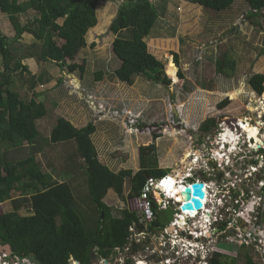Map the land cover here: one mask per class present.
I'll return each instance as SVG.
<instances>
[{
    "label": "rangeland",
    "instance_id": "rangeland-1",
    "mask_svg": "<svg viewBox=\"0 0 264 264\" xmlns=\"http://www.w3.org/2000/svg\"><path fill=\"white\" fill-rule=\"evenodd\" d=\"M153 1L160 3V0ZM164 1L169 2L166 17L159 18L150 36L146 38V43L150 53L163 63V70L171 80L169 85L139 77L130 86L115 77L114 72L121 67V63L112 46L117 36L109 28L125 0H101L97 8L98 25L87 33L86 47L75 59H67L68 65L84 67L83 75L80 70L71 74L67 65L60 68L53 62H41L37 57L22 62L30 68L32 76H20V72L13 74L14 90L25 102L38 97L40 101L47 103L45 105L48 111L52 112L51 104L48 103L52 101L58 104L55 107L62 110L57 115L61 116L63 113L70 122L73 117L76 127H86L90 123L95 125L96 133L92 140L99 159L114 173L121 170H132L134 173L140 171L139 149L152 144L153 136L157 134L159 138L155 144L158 167L169 170L173 176L176 171L184 170V166L176 164L177 161L187 150H194L191 129L197 134L201 133V125L210 118L220 120L219 125L227 121L225 124L234 126L237 122L244 121L242 123L247 122L246 125L249 123L259 128L262 123L260 115L264 118V95H257L248 85L252 76L264 75L262 19L252 18L250 7L241 1H236L231 8L214 12L215 14L203 9L197 0ZM31 19L34 17L29 12L19 16L22 26H26ZM0 33L9 39H14L16 35L7 15L1 11ZM125 36L126 32L119 37ZM34 42L36 41L28 34L21 39V43L27 47L33 46ZM55 43L62 47L65 41L56 39ZM224 58H228L226 62L235 63L234 70H228V76L217 70L218 61ZM168 62V69L170 65L174 67L173 76L166 70ZM2 63L0 57V71L4 70ZM175 63L179 67L181 78L177 74ZM17 65L16 60L11 62L12 67ZM156 75L155 72L151 74L152 77ZM34 78L37 85L33 87ZM61 78H64L62 83L59 81ZM59 88L67 90V95H61L64 96L62 99L57 92ZM227 99L230 104L224 109L218 108ZM173 108L179 123L173 120ZM51 122L55 124L47 117L38 125L40 135L37 141L44 149L41 154L39 151L37 158L42 162L44 172L53 174L58 182L70 183L75 195L76 210L82 219H86L88 224L85 225L89 229L99 218L100 211L89 199L84 161L77 154L75 143L50 144ZM227 142L230 144L228 138L225 139V143ZM202 143L204 142L196 145V148L201 147ZM257 145L256 149L259 148ZM202 149L199 148V152ZM45 153H48V159L51 156L50 161L46 160ZM261 154L264 156V153ZM254 157L240 163L241 167L245 164L243 170L252 171L250 165ZM187 162L184 160L182 164L188 167ZM204 171L201 175L205 176ZM126 187L128 194L129 184ZM136 200H129V206L136 204ZM104 202L110 207L116 208L117 204L119 209L128 208L123 204L128 200L118 198L114 192H110ZM240 209L236 221L238 224H245L253 217L255 207L250 202ZM12 210L10 201L0 205L2 214ZM31 213L27 206L20 212L24 216ZM172 214L167 212L163 218L171 220ZM115 215L120 216L119 212ZM259 220L264 222L262 217ZM223 245L222 247L227 248V245ZM229 250L232 251L231 248ZM237 253L223 255L220 263L244 264V257L254 254L251 249L244 247ZM255 257L258 262L263 263L259 255Z\"/></svg>",
    "mask_w": 264,
    "mask_h": 264
},
{
    "label": "trees",
    "instance_id": "trees-1",
    "mask_svg": "<svg viewBox=\"0 0 264 264\" xmlns=\"http://www.w3.org/2000/svg\"><path fill=\"white\" fill-rule=\"evenodd\" d=\"M197 1L203 9L212 13L227 10L236 1L244 2L250 7L252 18L262 19L264 27V0ZM100 2L0 0V11L7 15L16 32L14 39L0 33V57L4 66V70L0 71V204L10 201L13 209L10 213L0 212V246L10 245L16 254L35 255L41 264H71L72 259L80 264H92L94 255L109 257L116 248L127 243L128 230L138 221V217L136 213L123 208H120L123 209L120 216L112 215L111 209L120 210L119 206H107L104 199L114 192L118 198L131 201L142 195L147 183L146 174L162 178L170 172L158 167L157 134L153 136V144L139 149L140 171L121 170L114 173L99 159L92 140L96 133L95 125L90 123L78 128L73 123V117L70 122L63 113L57 115L62 111L55 107L58 104L48 102L53 109L49 112L46 102L38 97L25 102L14 90V73L32 76L30 68L22 63L27 59L37 57L41 62H53L60 68L67 65L71 74L76 70L84 74V67L68 65L67 59H75L86 47L87 33L98 25L97 8ZM168 6L169 2L164 0H160V3L153 0H125L120 5L109 28L117 36L112 44L113 52L121 63V67L114 72L117 79L130 86L139 77L163 85L171 83L163 70V63L150 53L146 43L159 18L166 17ZM30 11L34 19L22 26L19 16ZM125 32L127 36L119 37ZM25 33L34 37L36 42L33 46L27 47L21 43ZM56 39L64 40L65 44L57 46ZM13 60L17 61V67L11 66ZM227 60L224 58L217 63L218 72L225 76H228V70L235 67L234 62ZM167 64L166 70L173 76L174 67L170 65L168 69L169 62ZM175 67L179 76L176 63ZM153 72L157 74L155 77L151 76ZM174 80L177 82L175 76ZM33 81L34 87L37 85L36 79ZM59 81L62 83L64 78ZM248 85L257 95H264V75L252 76ZM66 91L58 89L61 99L67 95ZM229 104L228 99L224 100L218 108L224 109ZM47 117L54 123L57 119L55 124L50 123V144L73 142L77 146V154L84 161L89 199L100 211L99 218L89 229L85 225L88 224L86 219H82L76 210L70 183L58 182L53 174L44 172L42 162L37 158L44 149L37 141L40 135L38 125ZM216 127L217 120L210 118L201 125L200 130L208 134ZM50 157L48 159V153H45L46 160L50 161ZM126 184H129L128 194ZM24 206L32 212L31 215L20 214ZM219 260L217 254L211 264H224ZM246 260L248 264H253L249 255Z\"/></svg>",
    "mask_w": 264,
    "mask_h": 264
},
{
    "label": "built area",
    "instance_id": "built-area-1",
    "mask_svg": "<svg viewBox=\"0 0 264 264\" xmlns=\"http://www.w3.org/2000/svg\"><path fill=\"white\" fill-rule=\"evenodd\" d=\"M260 121L261 128L259 132V143L253 141V143L249 142L250 150L247 152L250 153L248 157L243 158H249L252 156L254 157L255 163H258L257 165H252L250 168L252 169L251 172L256 173L258 169H264V156H262L261 153H264V118L260 115ZM225 122L223 121L220 124V127L218 131L222 130L221 133L218 132L216 135L219 136L218 142H215L216 144L221 143L219 146L223 147L225 141L224 136L226 135V129ZM228 129V127L226 126ZM230 128V127H229ZM231 129V128H230ZM217 131V130H216ZM235 133L236 131L235 129ZM237 138L244 137L242 134L238 133L236 134ZM248 137V136H246ZM245 138V137H244ZM210 139V138H208ZM251 139H247V141H250ZM252 142V140H251ZM208 143H213L211 140H208ZM258 144V145H257ZM256 145L259 147L256 149ZM222 149V148H221ZM216 148L208 147V161L211 163L212 168L209 170V173L207 174L208 177H214L216 178L218 174H224V179L230 180V187L227 190H231L230 195L228 196L229 200L235 199V195H237L238 192V185H237V174L239 171L235 169L234 172L225 170V163L223 164L221 160L219 162L218 156L224 157L226 159V163H229L230 160L226 156V154L222 153L217 154L215 152ZM260 154V155H258ZM262 157L263 159L261 160ZM242 158V159H243ZM217 163H213V162ZM195 162H197L195 160ZM263 164V165H261ZM193 169H189L188 172L195 176L197 173L193 172ZM207 176H200L198 177L201 182L205 183V192H206V198L204 200V207L201 210H182V207L186 204V201L183 200L181 197V187L179 186V191L170 189H167L168 186H170L173 182V180L170 177L163 178L161 180H156L153 178H150L144 188V191L142 195L138 198H136V204H134L138 210V222L140 224H143L145 222H151L153 221L155 214L153 211V195L156 196V193L158 192L159 195L161 194V191H164V189L167 190V194L165 195V201L163 202V205L165 206L170 205L171 203H174V201H171V199H168L167 197H173L174 200H177L175 197L178 196L181 198V201L177 204V207L179 209L178 214H176L175 223L173 225H176V228L174 233L172 234L173 240L177 241H183L184 242V248H179L176 250H179L178 253L182 256H184V259L190 262V264H211V260L214 258L213 254L217 250L214 248V245L219 240L220 237H224L225 233L231 232L235 230L232 237H227L225 240V243L229 246V248L232 249L230 251L231 253L228 254H238L237 252L241 248H249L254 252V255H259L263 259L264 263V222L259 220L261 216L264 215V205L262 206V202L264 200V172L261 174L259 182H256V188L258 187V192H260V195H257V193L253 192V190L250 191H241L240 196L235 201V204H238L241 206H246V204H250L251 202L252 206L255 207L254 215L250 219H248L245 224L243 225L238 224L236 219L237 217L233 218L231 222L228 224V227H225L222 230V233H218L219 228L210 220V215L214 211V206L216 199L213 198V195L216 194V187L219 186V183L222 184V181H207ZM237 187V191L235 190ZM234 189V190H232ZM175 195V196H174ZM247 198V199H246ZM157 200V199H156ZM228 210V209H227ZM226 210V211H227ZM249 210V209H248ZM230 211V210H229ZM251 211V210H250ZM239 213V212H238ZM237 213V214H238ZM236 214V216H237ZM250 214V212H248ZM220 218H215V221L217 223H220ZM244 225H246V228L244 229ZM134 228H130V231H134ZM234 245V246H233ZM223 251H226L223 249ZM217 252V251H216ZM76 261L72 259L71 264H76ZM0 264H31L26 259L15 257H10L8 254L1 253L0 252ZM80 264V263H79ZM93 264V263H92Z\"/></svg>",
    "mask_w": 264,
    "mask_h": 264
},
{
    "label": "flooded vegetation",
    "instance_id": "flooded-vegetation-1",
    "mask_svg": "<svg viewBox=\"0 0 264 264\" xmlns=\"http://www.w3.org/2000/svg\"><path fill=\"white\" fill-rule=\"evenodd\" d=\"M175 117L173 118V120ZM217 120V119H216ZM219 121L217 120V126L219 125ZM240 125V126H239ZM231 129H235L238 131V133L242 134L244 137L238 138V143L239 144V149L241 151H245L246 149H250L249 142L253 143L254 140L247 141V135L245 134L244 131H242L241 124L237 123V125L230 126L228 124L225 125ZM180 127V126H178ZM240 128V129H239ZM239 129V130H238ZM222 131V130H221ZM191 140V139H190ZM204 142V141H202ZM201 143V141L199 142ZM197 143V144H199ZM195 144V145H197ZM208 147H215V143H208ZM216 148V147H215ZM222 149L225 151L227 147L224 145ZM188 151V150H187ZM186 151V153H187ZM205 151V150H204ZM185 155V154H184ZM250 162V161H249ZM249 162H247L249 164ZM252 165H257L258 163H255L252 161ZM188 163V162H187ZM246 163V162H245ZM193 166H196L193 164ZM245 166V164H244ZM244 166H238L239 171L237 174V185H238V191H250L253 190V192L257 193V195H260L261 193L258 192V187L256 188V182L260 180L261 177V171L258 170L257 173L251 172L250 170H243ZM243 173L241 174V172ZM195 173V171H193ZM170 174V173H169ZM172 174V173H171ZM175 175V173H174ZM248 175V176H247ZM166 176V175H165ZM164 176V177H165ZM198 177V175H195ZM224 174H218L216 178L214 177H208L207 181L208 182H213V181H222V184L219 183V186L216 187L218 188H223V195L226 194L227 189L231 188L230 185V180L224 179ZM234 190V189H232ZM237 191V187L235 189ZM153 195V211L155 214V217L153 221L151 222H145L140 225V228L138 229L137 233L134 236H131L129 234V237L127 238V243L119 247L118 249H115L109 257L107 258H102V257H95L92 260L93 264H190L189 261L184 259V256L180 255L178 253L179 250H176L179 248H184V242L183 241H177L173 240L172 234L174 233L176 225H173L175 223V216L178 214L179 209L177 207V204L171 203L170 205H163V203H159L156 200V196L152 193ZM222 195V196H223ZM129 205V203H127ZM262 206L264 205V200L261 203ZM118 208V207H116ZM240 206L236 207L231 205L228 210H221L218 215L221 217L220 218V223H217L215 221V225L219 228L218 233H222V230L225 227H228V224L231 222V220L236 216V214L239 212ZM127 210L130 212H136L138 215V210L135 205L132 207H128ZM230 210V211H229ZM121 211L123 209H111V214L116 216L115 214L119 212L121 215ZM167 212H172V219H164L163 215ZM138 224H140L138 222ZM246 228V225H244V229ZM235 230L231 232L225 233L224 237H220L219 240L216 242L214 245V248H216L217 252L215 251L213 256L215 257L217 254L220 256V259L222 258L223 255H229L228 253H231L229 251V246L225 243V240L227 237H232L233 233ZM223 244L227 245V248H224ZM234 246V245H233ZM225 249L226 251H223ZM17 254L12 252L11 248V254L9 255L10 257H15ZM256 255L254 254H249V257H251L252 263L253 264H262L261 262H258L256 260ZM214 259V258H213ZM212 259V260H213ZM212 260L210 262H212ZM244 260H246V256L244 257ZM226 264V263H224Z\"/></svg>",
    "mask_w": 264,
    "mask_h": 264
},
{
    "label": "clouds",
    "instance_id": "clouds-1",
    "mask_svg": "<svg viewBox=\"0 0 264 264\" xmlns=\"http://www.w3.org/2000/svg\"><path fill=\"white\" fill-rule=\"evenodd\" d=\"M237 123H240V122H237ZM241 124V123H240ZM219 127H220V125H219ZM218 126L212 131V132H209L206 136L205 135H202L204 138H206L207 137V141L208 140H211L213 143H215V142H218V141H220L219 140V136H217L216 134L218 133V132H220L221 133V131L219 130L218 131ZM240 129V128H239ZM238 129V130H239ZM217 130V131H216ZM232 133V135L234 136V143H230V144H225L224 142V145L227 147V150H223V149H221L222 147L221 146H219L221 143H219V144H216L215 143V147H216V150H215V152H217V154H221L222 155V153H224V154H226V156L229 158V160H230V162L229 163H226V159H224V157H221V156H218V160H219V162L221 161V160H223L222 161V163L224 164L225 163V168L227 169V171H232V172H234V170L235 169H237L238 170V167L237 166H240V163L242 162V161H244V160H246L247 158H243V157H248L249 155H250V153H248L247 151L248 150H250V149H246L245 151H241L240 149H239V144L240 143H238L237 142V140H238V138H237V136H236V134H238V132L237 133H235L234 131H232L231 132ZM226 134H227V132H226ZM200 135V134H199ZM216 135V137H212V136H215ZM211 138V139H208V138ZM243 158V159H242ZM213 162V161H212ZM213 163H217V162H213ZM188 170H189V168H188ZM188 170H186V171H188ZM258 170H260L261 171V174L264 172V169H258ZM258 172V171H257ZM256 172V173H257ZM197 175H198V177H200V176H204V175H201V174H198L197 173ZM168 178V177H170V178H172V176H171V174H168V175H166L165 177H162V178H153V177H150L149 176V178H147V182H148V180L150 179V178H153V179H156V180H161V179H163V178ZM201 183H203V182H201ZM147 184V183H146ZM204 184V189H205V183H203ZM217 191H216V194H217V199H216V202H215V206H214V211L212 212V214L210 215V220L213 222V223H215V218H218V217H220L219 215H218V213H220V211L221 210H227L231 205H233V206H236V207H238V206H240V205H238V204H235V201L237 200V198L240 196V194H241V192H237V195H235V199H233V200H229L228 199V196L230 195V191L231 190H227V192H226V194L225 195H223V193H224V191H223V188H218V189H216ZM205 191V190H204ZM228 192H230V193H228ZM164 193H166L167 194V190L166 189H164V191H161V194L162 195H159V193L157 192L156 193V199H157V202H159V203H163L164 201H165V196H167V195H165ZM206 193V192H205ZM157 195L160 197V199H158L157 198ZM223 195V196H222ZM175 196V195H174ZM182 197V196H181ZM138 198V197H137ZM168 199H171V201H174V204H178L180 201H179V199H178V196H176L175 198L177 199V200H174L173 199V197H167ZM247 199V198H246ZM127 203H129V201L127 202ZM127 203H123L124 205H126L127 207H129V205L127 204ZM250 203V202H249ZM1 205V204H0ZM204 207V206H203ZM124 210H127L126 208H123ZM182 210H183V207H182ZM13 211V210H12ZM127 211H129V210H127ZM239 212H241V209H239ZM134 213H136V212H134ZM137 217H138V215H137ZM263 219H264V215L263 216H261ZM138 219H139V217H138ZM140 225L141 224H138V221L135 223V224H133L132 226H130V228H134L135 230L134 231H130V228H129V230H128V232H129V234L131 235V236H134L136 233H137V231H138V229L140 228ZM142 226V225H141ZM1 246H5V245H1ZM116 249H118L119 250V248H116ZM1 253H3V252H1ZM4 253L5 254H8L7 252H5L4 251ZM10 254H11V252H10ZM10 254H8V255H10ZM96 256L94 255V257L93 258H95Z\"/></svg>",
    "mask_w": 264,
    "mask_h": 264
},
{
    "label": "bare ground",
    "instance_id": "bare-ground-1",
    "mask_svg": "<svg viewBox=\"0 0 264 264\" xmlns=\"http://www.w3.org/2000/svg\"><path fill=\"white\" fill-rule=\"evenodd\" d=\"M117 1V0H114ZM264 106V103L262 104ZM173 111L175 113V123H179V119H177L176 117V112L173 108ZM178 112V111H177ZM242 120V119H241ZM244 121H241V128L242 130L248 135V139H252L255 142H259V128L256 126H251L249 123L246 125V123H242ZM240 126V125H239ZM227 134L224 136V139L230 140V143H234V136L231 133L230 128H228L226 130ZM204 139V137H202ZM201 139V135H199V140ZM198 140V141H199ZM195 142H198L197 140H194ZM205 142L202 143L201 147L203 148L200 152H199V148H201L200 146H198L196 148V145H194V150L192 151H187V153L184 155L183 159L185 157H187L186 159H188V164H187V168L189 169H193L196 173L201 174L202 171H204L203 173L205 174V176H207V174L209 173V170L212 168L211 163L208 161V141L204 140ZM238 141V140H237ZM225 143V141H223ZM225 144H228L225 143ZM205 150V151H204ZM227 150V149H226ZM206 152V153H205ZM195 160L197 162H195ZM186 161V160H185ZM184 163V161L182 162ZM193 164H195L196 166H193ZM181 173V172H179ZM172 176V175H171ZM208 178V176H207ZM171 182H173L170 186L167 187V189H170L171 191L176 190L179 191L178 187H181V190L185 187H192L194 184L196 183H201L200 179L196 176H192L188 171L185 170L184 173L181 174V176L177 173H175V175L172 176ZM157 198L160 199V197L157 195ZM213 198L217 199V195H213ZM179 201H181V198L178 197Z\"/></svg>",
    "mask_w": 264,
    "mask_h": 264
},
{
    "label": "water",
    "instance_id": "water-1",
    "mask_svg": "<svg viewBox=\"0 0 264 264\" xmlns=\"http://www.w3.org/2000/svg\"><path fill=\"white\" fill-rule=\"evenodd\" d=\"M157 127V125H155ZM191 136L193 137L194 140H199V134L195 133L193 129L190 130ZM146 177L149 178V175L146 174ZM181 196L183 200L186 201V204L183 206V210H201L204 206V200L206 198V193L204 191V184L203 183H196L192 187H185L181 191ZM7 252L10 254L11 252V246L10 245H5V246H0V252L4 253ZM18 258L21 259H26L28 260L31 264H41L39 260L35 257V255H24L22 253H19L16 255ZM76 264H79V262H75Z\"/></svg>",
    "mask_w": 264,
    "mask_h": 264
},
{
    "label": "crops",
    "instance_id": "crops-1",
    "mask_svg": "<svg viewBox=\"0 0 264 264\" xmlns=\"http://www.w3.org/2000/svg\"><path fill=\"white\" fill-rule=\"evenodd\" d=\"M29 13H31V11H30ZM25 34H27V33H25ZM25 34H24V35H25ZM24 35H23V36H24ZM28 35H30V34H28ZM31 36H32V35H31ZM32 37H33V36H32ZM33 39H34V37H33ZM27 60H28V59H27ZM200 132H201V133H199L200 135H205V136L207 135V134H204L201 130H200ZM202 137H203V136H201V139H200L198 142H195L194 139H192V140H191V143H192L193 145H195V144L199 143L200 141L207 140V137L204 138V139H203ZM214 137H216V135L213 136V138H214ZM204 142H205V141H204ZM152 144H153V143H152ZM150 145H151V144H150ZM193 145H191V146H193ZM197 145H199V144H197ZM185 154H186V153H185ZM98 155H99V154H98ZM182 155H183V154H182ZM183 157H184V155H183ZM183 157H182L181 159H179V160L177 161V163H176L177 165H178V163H179L180 166H184V167H183L184 170H181V169H180L181 171H176V173L178 172V174H179L180 176H181L182 173L185 172V170H188V168H187L184 164H182V162H183L184 160H186V157H185L184 159H183ZM187 160H188V159H187ZM187 160H186V161H187ZM177 165H176V166H177ZM186 165H187V163H186ZM179 172H181V173H179ZM170 174H171V173H170ZM249 258L251 259V257H249ZM261 259H262V258H261ZM262 260H263V259H262ZM244 264H248L247 260H244ZM262 264H264V263H262Z\"/></svg>",
    "mask_w": 264,
    "mask_h": 264
}]
</instances>
